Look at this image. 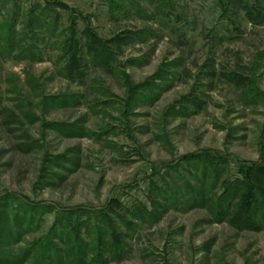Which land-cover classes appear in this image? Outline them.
<instances>
[{"label":"rangeland","instance_id":"374dc122","mask_svg":"<svg viewBox=\"0 0 264 264\" xmlns=\"http://www.w3.org/2000/svg\"><path fill=\"white\" fill-rule=\"evenodd\" d=\"M17 2L16 18L11 3L0 12V264H37L33 246L66 211L98 225L106 210L122 249L108 252L101 228V264H264V230L216 221L189 192L208 183L191 178L186 160L213 152L232 174L237 163L264 164V0L245 9L234 0ZM43 2L63 6L53 8L57 30L30 22ZM67 27L109 46L111 67L60 74ZM153 183L163 194L156 210ZM18 203L33 207L35 224ZM139 205L150 220L126 215Z\"/></svg>","mask_w":264,"mask_h":264},{"label":"trees","instance_id":"16d2710c","mask_svg":"<svg viewBox=\"0 0 264 264\" xmlns=\"http://www.w3.org/2000/svg\"><path fill=\"white\" fill-rule=\"evenodd\" d=\"M17 1L0 0V12L1 6L11 3L14 6V18H16L19 12ZM234 1L237 7L244 8V0ZM37 4H32L31 10L28 12L31 19H36L35 22H30L37 26L38 29L44 28L48 32L57 30L59 15L53 14V8L55 5L59 8H63V6L61 4L51 5L50 2ZM224 13L227 14L228 11ZM6 30L4 43L13 47L16 44L13 36L14 30L9 29V27ZM66 30L67 32L64 31L66 36L64 45L62 44L63 53L60 55L64 65L60 74L67 78H81L89 63L104 69L111 67L114 54L109 46L99 41L88 30H84L80 36L71 28L67 27ZM230 76L237 88L245 85V81L242 78L233 77V74ZM247 90L252 93L250 88H247ZM186 160L191 165L189 167L193 169L194 173H197L191 178L201 182L203 185L208 183L205 191L198 192V190L190 187L188 188L189 192L194 196L195 200H200L204 205H209L208 208L216 221L227 222L239 230H264V164L237 163L235 165V173L232 174L228 158L213 152L205 151L189 156ZM163 180H160L163 183L162 186L169 191L168 184ZM206 193L210 194L208 198ZM149 198H151L153 210L162 208L155 200L156 198L163 199L162 190L154 183L149 191ZM257 200L260 203V211H256L253 208ZM114 203L115 201H113ZM14 208H21V212L25 216L24 219L27 221V226L35 224L36 215L33 207H31L33 210L31 208L27 210V205L18 203ZM113 208L115 207L113 206ZM108 211L110 210L96 213L98 225L96 223L97 220L93 222L94 219L90 217L80 220L79 218L82 216L79 214H83V211H80V213L77 211H66V214L63 213V217H56L49 235L37 241L38 243L33 246V249H36L35 257L38 260L36 263L38 264L42 260L41 264H101L103 249L106 248L105 243L101 239V228L108 230V252L112 254L121 252L122 236L116 230L110 218H108ZM126 215L131 219L140 221H148L152 217L151 211H148L143 205L127 210ZM115 217L119 221V225L127 228L130 226V223L126 225L125 220H123L124 217L122 218L118 213ZM65 230L66 234L63 232ZM82 231L84 232L83 234ZM91 233L94 234L95 238L93 241L88 242V236ZM58 243L63 245V247H60ZM89 253L91 255L88 256Z\"/></svg>","mask_w":264,"mask_h":264}]
</instances>
